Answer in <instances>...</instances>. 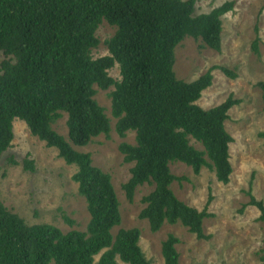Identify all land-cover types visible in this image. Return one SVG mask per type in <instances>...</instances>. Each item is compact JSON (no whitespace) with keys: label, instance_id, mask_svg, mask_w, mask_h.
Listing matches in <instances>:
<instances>
[{"label":"trees","instance_id":"16d2710c","mask_svg":"<svg viewBox=\"0 0 264 264\" xmlns=\"http://www.w3.org/2000/svg\"><path fill=\"white\" fill-rule=\"evenodd\" d=\"M196 0H0V157L13 140L12 120L25 123L30 134L54 147L66 164L74 165L71 180L83 197L89 215L85 230L62 232L50 223L27 224L0 200V264H152L140 245L137 227L112 229L121 224L119 200L111 176L92 164L85 146L110 132V121L94 98V86L110 92L114 130L120 137L134 131V144L120 142L130 176L122 183L132 202L136 189L152 185L141 197L138 217L151 232L164 224L180 223L198 239H207L203 209L188 205L171 189L182 176L171 173L170 162L189 166L194 174L209 167L215 179L227 184L232 174L229 144L232 137L224 122L228 110L239 103L228 96L221 103L202 108L196 102L212 84V66L192 81L173 71L174 49L186 37L221 49V17L232 11L229 0L206 13H195ZM115 27L106 40L108 54L93 58L98 45L95 31L102 20ZM253 51L258 54L255 25ZM118 64L120 79L108 70ZM264 108V81L257 82ZM66 114L67 138L52 125ZM261 135L264 136V133ZM202 149L190 144L189 138ZM207 159L209 161H207ZM25 170L33 160L25 158ZM11 163H16L11 161ZM242 205L258 209L264 222V203L251 189ZM64 221H73L64 217ZM178 237L168 233L161 241L163 264H180ZM99 255L95 260V256ZM264 264V263H259Z\"/></svg>","mask_w":264,"mask_h":264},{"label":"rangeland","instance_id":"374dc122","mask_svg":"<svg viewBox=\"0 0 264 264\" xmlns=\"http://www.w3.org/2000/svg\"><path fill=\"white\" fill-rule=\"evenodd\" d=\"M229 0H196L195 13H206ZM221 49L213 50L186 36L174 49L173 71L178 79L192 81L212 66H223L235 74L226 75L219 68L212 70V84L206 88L197 104L210 108L228 96L239 100L228 110L224 122L232 137L229 144L232 174L227 184L215 179L209 167H202L199 174L182 162H170L171 173L182 176L173 181L171 189L178 199L190 206L203 209L207 206L212 215L203 220V232L207 239H198L180 223L164 224L157 232H151L148 223L138 217L144 204L141 197L152 185L139 186L132 202L125 198L121 188L130 176L131 163H124L118 150L120 142L134 144V131L120 137L114 130L116 119L111 115L110 92L94 86L97 103L110 121L108 135L101 134L85 146L75 149L88 152L92 164L109 173L119 200L121 224L112 229L137 227L140 230L139 245L152 264H163L161 241L168 233L179 239L176 249L180 264H259L264 263V222L257 219L259 211L254 206L240 208L253 196L264 203V108L257 82L264 81V0H235L232 11L222 17ZM258 28V54L252 49ZM115 27L104 19L98 25L95 36L98 45L91 49L93 58L108 54L106 40ZM2 56H0V59ZM115 80L120 79L118 64L108 70ZM66 114L63 113L52 127L67 138ZM13 140L0 157V200L21 216L27 224L50 223L62 232L71 229L85 230L89 215L86 203L77 192V184L71 180L74 165L66 164L54 147L32 136L23 121L12 120ZM190 144L202 149L200 143L189 138ZM33 160V171L23 168V160ZM16 163H11V161ZM207 161H209L207 159ZM64 217L73 221L68 224ZM99 255L95 256L97 260ZM116 264H126L116 259Z\"/></svg>","mask_w":264,"mask_h":264}]
</instances>
